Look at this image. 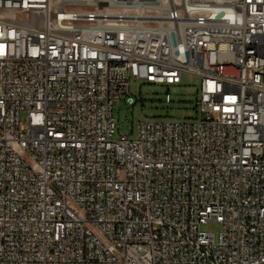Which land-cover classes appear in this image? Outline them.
<instances>
[{"label":"built area","instance_id":"1","mask_svg":"<svg viewBox=\"0 0 264 264\" xmlns=\"http://www.w3.org/2000/svg\"><path fill=\"white\" fill-rule=\"evenodd\" d=\"M0 264H264V0H0Z\"/></svg>","mask_w":264,"mask_h":264},{"label":"rangeland","instance_id":"2","mask_svg":"<svg viewBox=\"0 0 264 264\" xmlns=\"http://www.w3.org/2000/svg\"><path fill=\"white\" fill-rule=\"evenodd\" d=\"M200 86L201 78L192 75H184L180 85L170 86L154 85L132 78L129 95L114 105L113 117L119 127L116 136L122 134L136 138L139 123L146 119L202 118L196 109ZM167 95L171 99L170 103L166 102ZM130 100L133 101L129 104ZM202 230L218 236L221 225L209 222L202 226Z\"/></svg>","mask_w":264,"mask_h":264},{"label":"water","instance_id":"3","mask_svg":"<svg viewBox=\"0 0 264 264\" xmlns=\"http://www.w3.org/2000/svg\"><path fill=\"white\" fill-rule=\"evenodd\" d=\"M129 102H131V101H129Z\"/></svg>","mask_w":264,"mask_h":264}]
</instances>
